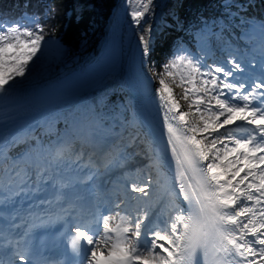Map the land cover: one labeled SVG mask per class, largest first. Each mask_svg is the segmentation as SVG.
<instances>
[{"label":"snow or ice","instance_id":"snow-or-ice-1","mask_svg":"<svg viewBox=\"0 0 264 264\" xmlns=\"http://www.w3.org/2000/svg\"><path fill=\"white\" fill-rule=\"evenodd\" d=\"M12 7L0 264H264V0H120L83 63L53 0ZM56 64L65 86L23 105Z\"/></svg>","mask_w":264,"mask_h":264},{"label":"bare ground","instance_id":"bare-ground-1","mask_svg":"<svg viewBox=\"0 0 264 264\" xmlns=\"http://www.w3.org/2000/svg\"><path fill=\"white\" fill-rule=\"evenodd\" d=\"M119 2H120V0H102L100 5H99V9L104 15L110 16V6L114 5V4H117ZM105 23H106V19L102 21L103 25H105ZM86 54H87V49L85 51H82L81 55L78 56V57L84 56ZM52 68H53L52 72L46 74L44 77L39 79L37 84L44 82L46 79H48L49 77H52L53 75L55 76L57 74H60V73H62L64 71L68 70L65 67V65H61V67L58 68L57 64H56V65H53Z\"/></svg>","mask_w":264,"mask_h":264},{"label":"trees","instance_id":"trees-1","mask_svg":"<svg viewBox=\"0 0 264 264\" xmlns=\"http://www.w3.org/2000/svg\"><path fill=\"white\" fill-rule=\"evenodd\" d=\"M56 1L58 2V6H62L63 5L62 0H56ZM59 12H61V11H59ZM88 15H89V13L85 12V14L81 18V20H79V22L75 21V19L72 20L69 32L65 36V41H68V40L72 39V35H73L72 32L79 33V32H81V29L86 27L87 22H88V17H89ZM62 19H63V15H62ZM54 22H55L54 20L51 21V23H54ZM61 22L57 23L55 26H50V27L58 30L59 27H60ZM167 46H168V44H166V48H167ZM158 55L161 56V52H159ZM158 59H159V57H158Z\"/></svg>","mask_w":264,"mask_h":264},{"label":"rangeland","instance_id":"rangeland-1","mask_svg":"<svg viewBox=\"0 0 264 264\" xmlns=\"http://www.w3.org/2000/svg\"><path fill=\"white\" fill-rule=\"evenodd\" d=\"M99 1V3H100V1H102V0H98ZM78 10V9H77ZM101 18H103V17H101V16H97V19H98V21H96V25H94V30H92L93 32H92V34H90L89 35V37H88V41H89V43H91V41H93V40H95V38H96V36H97V33H96V28L98 27L99 28V25H100V23H101ZM96 19V20H97ZM100 22V23H99Z\"/></svg>","mask_w":264,"mask_h":264}]
</instances>
